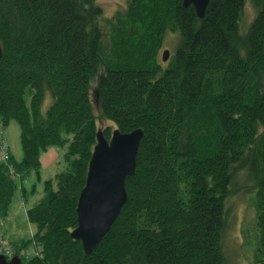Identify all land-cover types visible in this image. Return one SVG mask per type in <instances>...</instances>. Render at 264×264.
I'll list each match as a JSON object with an SVG mask.
<instances>
[{
	"label": "trees",
	"instance_id": "trees-1",
	"mask_svg": "<svg viewBox=\"0 0 264 264\" xmlns=\"http://www.w3.org/2000/svg\"><path fill=\"white\" fill-rule=\"evenodd\" d=\"M181 3L125 0L105 17L97 0H0V126L17 125L21 149L0 165L1 219L15 179H38L39 155L65 149L64 170L25 211L34 233L14 248L20 264H224L226 204L246 193L253 264H264V0H208L200 19ZM115 129L142 131L135 170L85 256L69 237L76 201L97 130L108 140Z\"/></svg>",
	"mask_w": 264,
	"mask_h": 264
},
{
	"label": "rangeland",
	"instance_id": "rangeland-1",
	"mask_svg": "<svg viewBox=\"0 0 264 264\" xmlns=\"http://www.w3.org/2000/svg\"><path fill=\"white\" fill-rule=\"evenodd\" d=\"M97 3L105 17H109L117 10H122L125 7V0H97ZM253 16V8L249 3H246L243 8L241 22L243 30L248 26ZM175 41L174 36H166L161 51L167 50L171 54ZM49 103L50 97L46 95L42 111L47 108ZM95 104H93V112L95 116H98ZM97 126L98 129L103 130L109 126V123L99 120ZM0 139L7 146L13 160L18 162L21 159V149L17 125L10 122L5 126L1 130ZM64 152V148H50L39 155L38 179L33 173L24 174L15 179L16 190L8 207L7 217L0 218V242H3L4 246L10 249V253L14 254V248L34 233V227L26 221L25 211L43 197L42 183L53 179L56 174L64 170L62 161ZM20 187L23 191L20 190ZM226 205L228 210L222 238L224 264H253L255 215L252 208L251 194L234 195ZM20 254L25 258H30L34 254V247H27Z\"/></svg>",
	"mask_w": 264,
	"mask_h": 264
},
{
	"label": "water",
	"instance_id": "water-1",
	"mask_svg": "<svg viewBox=\"0 0 264 264\" xmlns=\"http://www.w3.org/2000/svg\"><path fill=\"white\" fill-rule=\"evenodd\" d=\"M208 0H182V7L192 6L195 16L202 18ZM169 52L164 50L161 61H167ZM1 57V49H0ZM142 131L135 129L128 133L111 130L108 140L100 130L95 134L84 185L79 192L76 207V226L69 237L79 241L83 255H89L126 201L125 179L133 176L135 157ZM17 255L7 261L0 255V264H20Z\"/></svg>",
	"mask_w": 264,
	"mask_h": 264
},
{
	"label": "built area",
	"instance_id": "built-area-1",
	"mask_svg": "<svg viewBox=\"0 0 264 264\" xmlns=\"http://www.w3.org/2000/svg\"><path fill=\"white\" fill-rule=\"evenodd\" d=\"M1 130L2 128L0 126V137H1ZM8 159H9V155L7 151V146L0 139V165L7 166ZM10 252H11L10 249L6 248L3 242H0V255H2L6 261L10 259L12 256H14V254Z\"/></svg>",
	"mask_w": 264,
	"mask_h": 264
}]
</instances>
